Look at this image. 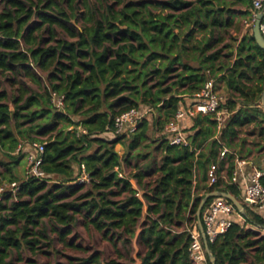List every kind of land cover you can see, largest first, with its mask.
<instances>
[{"label":"trees","instance_id":"16d2710c","mask_svg":"<svg viewBox=\"0 0 264 264\" xmlns=\"http://www.w3.org/2000/svg\"><path fill=\"white\" fill-rule=\"evenodd\" d=\"M253 12L252 0H0V187L18 184L1 193L0 264H38L62 253L55 243L88 253L78 228L126 259L107 264H196L188 228L202 198L243 201L237 185L208 184L212 166L230 177L235 165L229 155L225 168L219 140L264 161V49L234 19ZM211 79L229 94L219 140L199 115L184 122L191 145L171 144L166 125ZM141 107L158 113L153 151L148 118L115 133L116 117ZM33 143L44 144L45 179L17 172ZM84 171L90 181L78 184ZM244 206V222L209 242L217 264H264V213ZM65 258L55 264H103L98 251Z\"/></svg>","mask_w":264,"mask_h":264},{"label":"built area","instance_id":"2783aa9c","mask_svg":"<svg viewBox=\"0 0 264 264\" xmlns=\"http://www.w3.org/2000/svg\"><path fill=\"white\" fill-rule=\"evenodd\" d=\"M253 15L246 20L247 26L254 25L258 13L264 9V0H252ZM261 32L264 36V19L261 23ZM225 97L214 79L209 80L204 88L187 98V103L184 104L176 113L174 118L166 125L165 131L168 134L170 143L173 145L189 146L191 145L190 133L184 131V122L191 120L199 115H211L216 121V136L225 125L228 118L227 109L223 108ZM54 103L57 108H64V97L54 95ZM152 110L149 107H141L131 109L115 119L116 134H131L137 130L139 123L144 118H150ZM221 145L220 160L225 162V168L228 165L229 155L235 156V165L230 177L227 176V171L224 169L221 172L218 170V165L210 168L208 173V184L215 185L221 180L228 181L231 184L237 185L242 190L243 203L256 208L261 213H264V185L261 178L264 176V169L257 167L251 158L244 159L239 156L238 152L231 150L225 146L220 140ZM21 149V148H20ZM44 144L33 143L28 146V173L38 178H47L46 173L41 169L43 162ZM123 176V174H120ZM90 181L88 174L84 171L78 179V184H87ZM17 183L12 185H3L0 187L1 193L6 189L12 188L16 190ZM141 194H139L140 196ZM236 222H244V215L238 211L235 205L224 197H216L211 199L203 212V225L209 242H214L220 235L225 234L229 228ZM193 243L191 245V257L196 264H205L207 261V252L205 249L202 233L199 226H195L191 230Z\"/></svg>","mask_w":264,"mask_h":264},{"label":"rangeland","instance_id":"374dc122","mask_svg":"<svg viewBox=\"0 0 264 264\" xmlns=\"http://www.w3.org/2000/svg\"><path fill=\"white\" fill-rule=\"evenodd\" d=\"M235 21L239 23L240 27H241V32L238 34L240 36H242L244 33H246L247 31H251L253 33V27L254 25H250L247 26L246 23V18L244 17H239L236 16ZM234 36L236 35V33L233 34ZM218 89L220 90L221 94L228 98L229 94L225 89V86L223 83H220L218 85ZM263 107V104H262ZM158 113L155 112L154 114H152L149 118V122L151 123V132H150V137H151V141L153 142V147L151 148V151L154 150L156 144L158 142V139L161 137L160 133L158 132V130L156 129V127L154 126V121L157 118ZM253 130V127H250L249 129H246V131L244 132V134L242 135V137H247L248 139V143L251 144L254 139L249 136V133ZM119 153L121 155H125L128 152L127 146L121 145L119 144L117 146ZM156 155H159L158 152H155ZM3 159H6L4 156H2ZM264 160V159H263ZM28 159H23L22 160V165L18 166L17 168V172L21 177H24L28 168ZM262 168L264 169V161L262 162ZM126 169V168H125ZM127 172H129V169H126ZM194 228V226L191 224L189 225L188 230H192ZM81 235H82V239L79 240L89 251L88 253L86 252H82V251H76V250H70V249H63L62 246L60 244L55 243V245L57 246V249H60L62 251L61 254H40L36 257H34L37 261L38 264H44L46 262H50L52 264H55L57 262H63L66 260L65 256H75V257H86L88 254H90L91 252L94 251H98L101 253V257L103 260V264H107V262L110 259H118L120 262H125L126 259H119L116 258V255L113 252V248L112 246L105 240H103L101 238V235L96 233V232H92L90 235H88L87 233H85V231L82 228H78L77 230ZM264 233V231H263ZM120 248L122 249L123 253L125 254V249L122 247V245H120ZM134 248L138 249L136 242L134 243ZM46 249V248H44ZM134 256H136V252L133 253ZM21 264H27L26 262H22ZM135 264H141L140 260L137 259ZM207 264V263H205Z\"/></svg>","mask_w":264,"mask_h":264},{"label":"water","instance_id":"95a60500","mask_svg":"<svg viewBox=\"0 0 264 264\" xmlns=\"http://www.w3.org/2000/svg\"><path fill=\"white\" fill-rule=\"evenodd\" d=\"M263 19H264V9L260 13H258L257 19H256L254 27H253V33H252L257 44L262 49H264V36L261 32V23H262ZM262 104H263V108H264V93H263V97H262ZM238 153H239V151H238ZM216 197H224V198L228 199L229 201H231L235 205V207L238 209V211H240L243 215H245V213H246L244 203L229 191L215 190V191L206 193L205 196L202 198V200L200 201V204L198 206V210H197V219H198V223H199V229L202 233V238L204 241L205 249H206L207 255L209 256L211 264H217V259L213 255V253L211 252V250L209 248V241H208L207 235L205 233V228L203 225V211H204L206 205L208 204V202L211 199L216 198Z\"/></svg>","mask_w":264,"mask_h":264},{"label":"crops","instance_id":"0c3cea01","mask_svg":"<svg viewBox=\"0 0 264 264\" xmlns=\"http://www.w3.org/2000/svg\"><path fill=\"white\" fill-rule=\"evenodd\" d=\"M118 145H119V144H118ZM118 145H117V146H118ZM117 146H116V149H117V151H119L118 148H117Z\"/></svg>","mask_w":264,"mask_h":264}]
</instances>
